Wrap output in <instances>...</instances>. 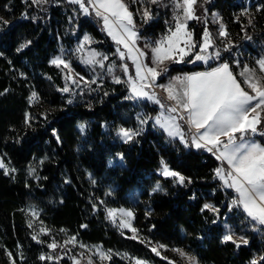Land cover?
<instances>
[{
	"label": "trees",
	"instance_id": "trees-1",
	"mask_svg": "<svg viewBox=\"0 0 264 264\" xmlns=\"http://www.w3.org/2000/svg\"><path fill=\"white\" fill-rule=\"evenodd\" d=\"M244 1L245 8L241 0H198L200 19L188 24L194 39L199 41L213 12L227 33L222 40L227 50L216 47L220 58L210 67L227 62L236 74L233 59L242 65L245 55L264 52V0ZM124 2L136 22H143L144 10H150L145 28L152 33L174 28L173 0ZM0 17L9 22L0 23V160L8 170L6 175L0 168V264H73L71 243L65 244L71 237L82 245L111 250L107 264H135L136 259L180 264L182 256L173 249L196 257L200 264H264V229H257L234 206L229 208L234 196L215 176L218 161L213 155L186 148L151 125L133 140L119 141V124H126L138 110L121 86L124 79L115 83L113 69L100 72L88 85L74 75L73 84L50 63L87 35L90 47L111 64L114 49L92 13L83 14L68 0L39 5L0 0ZM74 71L88 78L80 63L74 64ZM66 84L72 92L61 91ZM260 127L264 130V124ZM161 161L184 176L185 183L163 176ZM157 184L160 190L154 191ZM135 190L138 201L133 203ZM205 204L218 211L204 209ZM32 208L38 217L31 215ZM112 208L133 213L136 238L108 217ZM229 230L248 243L237 248L222 242ZM53 241L59 245L55 250L48 247ZM42 255L53 259L41 260Z\"/></svg>",
	"mask_w": 264,
	"mask_h": 264
},
{
	"label": "snow or ice",
	"instance_id": "snow-or-ice-1",
	"mask_svg": "<svg viewBox=\"0 0 264 264\" xmlns=\"http://www.w3.org/2000/svg\"><path fill=\"white\" fill-rule=\"evenodd\" d=\"M48 0H32L33 4L47 3ZM71 3L79 4L80 8L87 15L89 8L95 13V16L103 21L104 30L116 42L117 45H122L123 51L117 49L119 57L124 60L125 57L132 60L135 66V78L128 77L130 95L128 99H148L158 104L161 109H165L164 103L157 97L154 92H149L148 89L154 86L161 88L165 93L167 100L173 103L166 108L168 115L163 112L155 118V122L163 128L170 137H179L181 142L188 146V140L185 138V133L182 130L178 120H183L188 126L191 133V144L197 149H205L212 152L216 159L226 163L227 169L223 166L215 169V175L219 178L223 185L233 189L237 197L233 199L232 205L242 207L244 212L251 220L264 225V145L257 143L255 140L246 139L256 134L264 136V130L261 125L264 124V75H257V72L264 74V57L257 60L258 69L249 68L247 65L239 73L243 77V81L237 79L230 68L229 63H220L218 66L207 71L186 73L183 76L173 77L167 85L156 84L158 77L168 71L165 66L166 61L183 62L185 57L193 54V50L199 47V51L195 53L194 60H189V63L195 61H203L207 63L209 59H219L220 52L216 51L212 55L208 54V49L212 47L213 41L211 33L205 28L203 32L202 42L197 45L193 40V34L188 30V21L199 20L196 15L195 6L198 0H173L176 14L173 19L175 21L174 28H169L168 34L163 36L159 41L155 42V46L151 48L152 64L149 66L143 62L146 53L136 47L138 34L135 31V23L133 14L128 10V6L124 0H70ZM152 3H157L158 0H151ZM207 2V0H205ZM145 21L151 18L150 10L145 9L143 12ZM0 23L8 24L9 22L0 17ZM220 35L226 36L224 26H220ZM84 42L91 43V38L87 35L84 37ZM31 41L22 43L17 51L27 47ZM84 43L77 49L83 51ZM227 50V49H226ZM101 54L91 51L86 59L82 62L99 65L104 67L103 61L108 57L102 56V59H97ZM56 67L63 65V68L68 69L71 73L70 62L57 56L50 61ZM238 64V62H236ZM122 70L125 75L128 74V65L123 64ZM108 71L111 73L113 67L109 66ZM66 80H71L73 84L77 81L71 75L65 77ZM83 80V77H80ZM115 83H121L119 77H113ZM95 83L93 81H85V84ZM243 85H246V90ZM62 92H69L70 88L65 85ZM37 93L33 92L30 99H36ZM72 101L69 100L68 103ZM47 118V117H45ZM30 119V118H28ZM149 118H140V123H147ZM28 121L26 120V123ZM80 130L83 132L85 125H80ZM117 135L124 140L125 143L133 140L139 135V131L121 127L117 131ZM59 139V137H57ZM122 159V157H121ZM161 174L165 177H173L175 181L181 185L185 183L186 178L180 173L169 169L168 165L161 161ZM0 168L5 169V174L8 170L0 160ZM15 171V169H12ZM32 172L35 170L32 169ZM191 182L190 180L188 181ZM155 190H160L157 184ZM204 209L218 211L210 204H205ZM203 210V209H202ZM108 217L113 219L117 212L122 216L131 218L133 213L125 209H108ZM33 217H38L39 213L34 209H30ZM121 227H129L131 225L120 222ZM29 227H32L31 222ZM86 227V225L84 226ZM63 231V229H61ZM135 237L136 229L131 228ZM41 232H47L41 228ZM34 240L37 237H32ZM40 242V241H38ZM76 238L71 237L65 244H75ZM222 242H231L240 247L241 243L247 244L248 241L243 237L235 238V234L229 230L228 234L224 235ZM49 248L55 250L59 245L55 241L48 245ZM81 247H85L81 245ZM159 248H164L165 245H159ZM152 251L159 255L157 247H153ZM185 257L188 264H198L196 257L185 253L181 249H173ZM96 255L103 260L111 259V250L108 252L96 249ZM127 255V254H125ZM11 257V254L9 253ZM41 260L53 259L52 256H40ZM59 259V258H56ZM73 264H79L76 257H72ZM13 264L15 262L13 261ZM89 264H92L89 260ZM135 264H146L145 261L136 259ZM171 264V262H170ZM251 264H257L255 260Z\"/></svg>",
	"mask_w": 264,
	"mask_h": 264
},
{
	"label": "rangeland",
	"instance_id": "rangeland-1",
	"mask_svg": "<svg viewBox=\"0 0 264 264\" xmlns=\"http://www.w3.org/2000/svg\"><path fill=\"white\" fill-rule=\"evenodd\" d=\"M241 1H242V3H244V8H245L248 5L247 2L244 0H241ZM68 2H70V0H68ZM85 3L87 6V0H85ZM72 4H75V3H72ZM75 5L83 14H85L83 12V10L80 8L79 4H75ZM90 13H92L95 16V13L92 12L91 8H89V14ZM137 13L139 15V18L141 19L142 18V12L138 11ZM95 18L98 19V17H96V16H95ZM133 20L135 23V31L138 34V38L136 40V47L146 53V56L143 58V62L148 64L150 67L155 66L152 64L151 48L155 46V42L159 41L163 36H165L168 33H165V34L156 33V34H154L145 28L147 26L145 20L143 22H136L134 19V16H133ZM191 21L192 20L188 21V24ZM220 26H221L220 19H219L218 15L215 12H213L209 16L208 27L205 26V28H207L208 32L211 33V38L213 41L212 47L208 49L209 55H212L214 52H216L215 51L216 47L219 48V51L227 49V45H223V43H222L224 36H221L219 34L220 30H221ZM97 27L100 29V31L103 33V35L109 40L111 46L114 49V58L111 60V64L109 63L106 65L103 61L104 67L101 68L98 64L97 65H91V64H87V63L82 62V59L87 58V55L89 52L94 51V49L90 47L91 43L84 42V37H85L84 36L79 42H77L76 46L71 51H69V52L64 51V50L62 51L61 57L70 62L71 70H72L71 73H69L68 69L63 68V65L60 66V69L62 70V72L64 74H66V76H68V75L74 76L75 75L78 78L83 77V81H86L87 79L93 81V80H96L97 78H99L100 72L108 73L109 72L108 71L109 66H112L113 69H115V73L118 75V77L124 79V83H121V86L125 90L127 97H129L130 90H129V87H128V84L126 83V81L128 80L129 76H132L133 78H135V74H136L135 73V66H134L132 60L128 59L127 57H125L124 60L120 59L119 54L117 52V49L120 48L123 51H127V50L123 49L122 45H117L116 42L112 39V37L107 34V32L104 30V25H103L102 20H99L97 22ZM205 28H204V30H205ZM204 30H203V32H204ZM192 34H193V32H192ZM202 37H203V33H202L199 41L195 40L194 36H193V40L197 43V45H199V43L202 42ZM82 43H84V49H83V51H78L77 49L80 47V45ZM198 51H199V47L197 46V48L193 50V54L188 56V57H185V61H183V62L176 63V62H172V61H166L165 66L167 67L168 71L166 73H163L160 77H158L156 84L157 85H159V84L167 85L173 77L183 76L186 73L207 71V70H210L211 68H214L220 64V63H217L216 65L210 67L213 62L217 61V59H215V58L209 59L207 63H204L203 61H195L194 63H189L188 62L189 60H194V55ZM98 57H100L102 59L101 55L97 56V58ZM229 57H232V56L231 55L227 56V58H229ZM262 57H264V52H261V51L257 54H252V55L247 54L243 57V60H242L243 64L242 65H238L236 63V61H234L235 59H233V64L235 66H237V73L234 74L237 76V79L240 81H243L244 78L239 76V73L243 70V67L246 64L250 63L249 66L247 65L249 68L258 69V65L256 62L258 59H260ZM249 59L251 61H247ZM75 63H80V65L84 67V70L86 71L88 78H86L83 75H79V74L76 75V72L74 71V64ZM222 63H224V62H222ZM123 64L128 65L129 71H128L127 75H125V73L122 70L121 66ZM195 66H200L202 69L201 70L188 71V69L193 68ZM257 75H264V74H260L259 72H257ZM242 86H244L246 90L250 91V89H247L246 85L242 84ZM70 90H71L70 92H72L73 88H70ZM148 91L154 92L157 95V97L164 103L165 109H161L158 104H156L153 101H150L146 98L145 99H128L129 102L131 103V105H133V107L137 108L138 110L136 111V113L133 114L132 119H128V122L126 124H122V123L119 124L118 129L121 127H124V128L133 129V130L140 132L147 125H151L153 128H156L159 131L163 132L167 138L172 139V140H177L180 144L185 146V144L181 142L179 137H175V138L170 137L168 135V133L163 128H161L159 125H157L155 122V118L158 115H160L162 112L165 115H168V113L166 112V108H167V106L171 105L173 102L167 100L166 93L159 87L154 86L153 88L148 89ZM152 109L155 110L154 113L152 112ZM149 117H150V119H147V123H145V124L140 123V118H149ZM177 123L180 124L182 130L185 133V138L188 140V146H185L186 148H191L193 150H201L202 152L211 154L216 158V156L212 152H208L203 148L197 149L195 146H193L191 144V139H190L191 133L189 132L188 126L185 123V121L178 120ZM116 137L119 141L124 142V140L121 139L117 135V132H116ZM246 139H252V140H255L257 143L264 145V136H261L260 134H256V135H253L250 137H246ZM116 161L121 163L119 158H116L115 162ZM217 161H218V165L216 168L223 166L225 169H227L226 163H223L222 161H219V160H217ZM110 163H112V161H110ZM218 180L220 181L223 189L231 192L234 196V199H235L237 197L236 192L231 188L225 187L223 185V182L219 178H218ZM137 196H138V190H135L134 194L131 195V197H130V199L132 200L133 203L138 201ZM232 207H233V205L231 203L229 208H232ZM234 207H235L237 213H239V210H240V212L242 214H244L246 218H248L252 223H254L257 226V229H260V228L264 229V225H261V224L257 223L256 221L251 220V218L248 217L247 214L244 212L242 207H237V206H234ZM112 209L118 210V209H122V208H112ZM125 210H127V209H125ZM121 220H123L125 223L130 224L131 228H134L133 216L131 218H129V217L122 216L119 212H117L116 217H115V223H117L120 228H122L126 231H129V232H132L131 228L120 226ZM81 245L82 244L77 243V242H75V244L71 243V246L69 248L71 256L69 255V257H76L77 260H79V264H89V260H91L92 264H107L108 260L102 261L99 258V256L95 254L97 248H99L101 251H103L99 246H97V245H84L85 247H81ZM181 258L182 259L179 261L180 264H188V261L185 257H181ZM198 264H200V263H198Z\"/></svg>",
	"mask_w": 264,
	"mask_h": 264
},
{
	"label": "built area",
	"instance_id": "built-area-1",
	"mask_svg": "<svg viewBox=\"0 0 264 264\" xmlns=\"http://www.w3.org/2000/svg\"><path fill=\"white\" fill-rule=\"evenodd\" d=\"M254 7L257 9V10H260L261 7H259V5H254ZM244 10H248V9H244ZM100 19V18H99Z\"/></svg>",
	"mask_w": 264,
	"mask_h": 264
}]
</instances>
